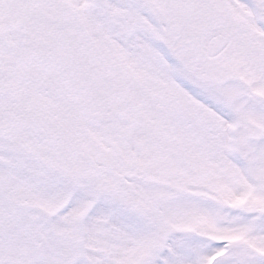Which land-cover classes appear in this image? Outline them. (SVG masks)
I'll use <instances>...</instances> for the list:
<instances>
[{
	"label": "snow or ice",
	"instance_id": "snow-or-ice-1",
	"mask_svg": "<svg viewBox=\"0 0 264 264\" xmlns=\"http://www.w3.org/2000/svg\"><path fill=\"white\" fill-rule=\"evenodd\" d=\"M0 264H264V0H0Z\"/></svg>",
	"mask_w": 264,
	"mask_h": 264
}]
</instances>
